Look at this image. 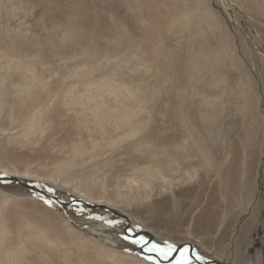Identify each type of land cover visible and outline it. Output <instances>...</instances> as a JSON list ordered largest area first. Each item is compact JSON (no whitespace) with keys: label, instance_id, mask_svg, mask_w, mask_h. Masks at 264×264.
Returning <instances> with one entry per match:
<instances>
[{"label":"rangeland","instance_id":"374dc122","mask_svg":"<svg viewBox=\"0 0 264 264\" xmlns=\"http://www.w3.org/2000/svg\"><path fill=\"white\" fill-rule=\"evenodd\" d=\"M18 1L22 24L9 22L2 8L0 23L5 31H18L44 43L47 30L55 24L64 25L75 15H86L93 26L76 53L55 56L37 51L33 60L8 66L6 59L1 58L3 51L0 52V80L5 87H11L20 74H27L26 66L51 76L52 81L66 79L69 83L75 74L85 73L86 80L90 78L98 84L111 65L118 62L110 50L116 32L129 40L144 33L140 24L144 13L129 8L127 0ZM203 1L216 27L214 32L211 30L209 36L198 40L200 45L197 40L191 42L182 37L178 44L166 37L158 45L170 43L178 52L186 53L209 42V48L224 55L223 80L218 88L198 84L195 91L182 90L185 94L180 96L185 98L183 108L191 115L190 126L201 136L204 129L196 115L203 108L198 101L202 95L220 96L216 125L220 139L211 148L210 159L197 154V143L182 120V108L179 110L175 99L168 98L164 90L155 107H142L137 119L144 120L135 122L132 136H126L130 131L121 130L118 134L124 139L111 144L110 136L90 137L85 133L90 119L75 120L68 112V99L49 103L39 130L27 138L21 137L20 118L11 104L16 89L11 87L5 103L0 102V177H13L6 175L7 170L27 171L24 180L18 179L56 197L60 203L17 182L0 181V264H152L145 257L154 253L123 239L125 235L138 238L134 236L141 233L150 240L146 231L150 232L151 241L161 246L165 242L192 246V251L199 252L207 263L264 264V16L234 0ZM124 56L130 60L132 71L138 69L137 79L146 75L142 78L147 83L154 81L155 68H145L148 52L140 48L135 57L134 52L126 50ZM97 59L108 65L90 73L93 60ZM124 78L120 82L128 86L137 81L131 80L132 74ZM160 82V89L179 84V80L172 81L166 75ZM225 89L227 93L222 96ZM101 100L110 104L106 94ZM251 106L256 114L252 123L254 137L247 142L245 116ZM10 109L15 114L9 121L6 117ZM150 131L155 135L149 136ZM145 140L166 147L167 152L145 158L133 148ZM94 143L99 146L94 148ZM73 149L81 151L80 155H73ZM212 161L215 170L210 166ZM149 166L156 168L165 180L153 181L143 190H129L127 182L139 176V169ZM59 168L62 170L57 171ZM226 169H238L233 186L222 180ZM49 188L53 191L49 192ZM251 198L253 202H249ZM96 201L105 207L87 206H95ZM107 203L113 204L116 213L126 216L129 222L112 213ZM252 211L256 219L241 238L242 226ZM204 212L212 215L207 227L198 226ZM108 220L120 223L110 227ZM126 228H131L132 233ZM107 254L114 258L105 257ZM194 258L193 264H201ZM160 264L169 263L161 260Z\"/></svg>","mask_w":264,"mask_h":264},{"label":"bare ground","instance_id":"6f19581e","mask_svg":"<svg viewBox=\"0 0 264 264\" xmlns=\"http://www.w3.org/2000/svg\"><path fill=\"white\" fill-rule=\"evenodd\" d=\"M234 1L241 5H246L247 8L254 11L256 14L264 16V2L262 0ZM19 4H21V2L18 0H0V12L2 8H5V14L9 22L12 21L22 24V20H20L22 17H19L17 13V8L21 6ZM126 5L132 10L140 9L144 13V17L140 22L144 33L140 38L136 37L135 40H129L125 34H118V31L116 32V41L111 44L110 50L115 55L118 62L116 64L113 63V65H111L112 63L110 64L112 68L110 67V71L106 73L104 79L98 84L95 81H89L90 78L86 80V74L83 73L84 71L81 72L83 74H75L69 78L71 81L67 83L66 79L52 81L51 76H44L42 73L34 71V69L30 70L29 66H26L25 69L27 74H23V76L20 74L19 79L11 85L13 89H16V98L12 100L11 104L16 108V115L20 118V136L27 138L39 130L43 119V112L49 103L56 99H68V112L72 114L75 120L80 117L90 119L87 123H90L91 126L90 124L89 126L84 124L86 126L85 133L90 137H93L95 134H98L100 137L110 136L111 144H115L120 139H124V137L118 134L121 130L130 131L131 134L126 136H132V126L136 121L140 124L144 120V118L137 119L139 114L143 111L142 107H155L158 103L157 99H159L161 91L164 90L168 98L175 99V105L179 110L182 108V120L187 125L193 139L197 143V154L210 159L209 152L211 148L217 145L220 139V131L218 132L216 129V125L219 124L217 105L220 103V96L202 95L200 97L198 95L200 100L197 101L203 108V112L199 111L196 118L199 123L202 122L204 136H201L200 133L194 131L190 126L191 115L187 109L183 108L182 105L185 103V98L183 97L182 99L180 96L181 94H185L181 92L182 90L195 91L198 84H201L203 88H209L211 86L218 88L217 86L220 85L219 81L223 80L224 70L221 69V62H223L222 59H224V55H219L214 52L213 49L209 48V42L206 46L204 45L201 47V45V48L199 47L198 49L186 53L182 51L178 52L176 47L170 43L165 44L163 42L161 47L158 45V42L162 38L164 41L166 37L169 38L170 41L178 44L180 43L178 40H180L181 37L194 42L209 36L207 33L211 30L214 32L216 27L211 16L206 12L207 8H204V1L127 0ZM87 19L88 17L86 15H75L68 18L64 25L55 24L51 30L46 31L44 43L33 40L34 38L30 39V37H27L28 35L18 31H5L6 29H2L0 23V52L3 51L4 55V57L2 56L1 58L6 59L5 61H7L6 63L8 66H13L14 63L23 65L22 61L26 59H30V61L33 60L35 58L34 53L37 51H41L46 55L55 56L69 52L76 53L78 48L88 39L91 30L90 26H93ZM116 25H119L118 19L116 20ZM200 44L201 42L199 45ZM140 48L150 54L148 59L145 60L149 66L146 64L145 68H155L153 72L154 81L149 83L142 78L146 75L140 74L142 77L139 79L136 78L135 71L138 69L132 71L129 66V63H131L130 60L126 61V57L124 56V52L130 50L134 52L135 57H137ZM95 54L94 51L91 56L95 57ZM100 60L97 59L95 61L93 60V63L91 62L93 66L90 69V73L92 70L106 63L108 65V62L105 63ZM107 70H109V68ZM129 74L133 76L131 80L137 79L133 86H128L120 82L121 80L125 81L124 77ZM163 75H166L172 81L179 80V84L160 89L161 85L158 83L162 82V80L160 82V79ZM79 86L82 87L79 88ZM11 87H5L0 80V102L5 103L7 96L12 93ZM99 90L103 91V94H100ZM224 92L227 93V89L221 92L222 96ZM105 94L110 104L102 102L101 99ZM192 97L193 96H191V98ZM14 114L15 113L10 109L6 118H9L10 121L14 117ZM255 115V108L251 106L245 116V123L248 125L245 135L247 142L252 141L254 137L252 123L255 120ZM81 123H83L82 120ZM83 133L84 132H82V134ZM154 135L155 133H153V131L149 132V136ZM97 146H99L98 143L93 144L94 148ZM133 148L136 152L148 159L167 152L166 147L162 145L154 146L149 140L141 141L135 144ZM80 153L81 151L73 149V155L79 156ZM170 159L171 155L168 156V160ZM210 166L215 170L213 161ZM60 170L62 169H57V171ZM5 173L6 175L13 176L10 178H20L24 180L23 175L28 172L7 170ZM138 173V177L127 182L129 190L133 191L136 188L143 190L149 188L153 181L165 180V178L159 175L158 170L152 166L141 168L138 170ZM234 175L237 178L238 169H235V172L226 169L223 173L222 180L228 186H233L235 180ZM252 199L253 198H251L249 202H251ZM94 203L96 204L95 206L102 204L104 206V203L100 201ZM106 205L110 206L111 209L115 208L113 204L110 205L107 203ZM161 208L163 209L164 206L162 205ZM133 219L137 218L134 217ZM210 219H212L211 214L206 212L202 213L198 220V226H209ZM248 219L249 221L242 226L241 238L243 237L245 228L251 226L253 219H256L254 217V211H252ZM146 233L150 234V232L147 231ZM106 256L108 258H114L111 254H107L105 257Z\"/></svg>","mask_w":264,"mask_h":264},{"label":"snow or ice","instance_id":"6c2138e0","mask_svg":"<svg viewBox=\"0 0 264 264\" xmlns=\"http://www.w3.org/2000/svg\"><path fill=\"white\" fill-rule=\"evenodd\" d=\"M49 192H52L53 189L49 188ZM43 199V198H41ZM46 204L51 205L52 201L45 200ZM82 210V209H81ZM96 219H102L101 217H97ZM106 223L110 227H115L119 221L108 220ZM129 233H132V229L130 228ZM138 238H133L131 235H125L123 237L124 240L129 241L133 245H138L140 248L147 253H154L155 257H159V259H155L153 256L145 257L146 260L152 262V264H160V261H169V264H193V257H195L196 261H200L201 264H207L204 260V257L196 251H192L188 246H177L175 243L165 242L163 246L160 243L151 241L147 239L143 235H138ZM174 253H178V256H173Z\"/></svg>","mask_w":264,"mask_h":264},{"label":"water","instance_id":"95a60500","mask_svg":"<svg viewBox=\"0 0 264 264\" xmlns=\"http://www.w3.org/2000/svg\"><path fill=\"white\" fill-rule=\"evenodd\" d=\"M0 181L17 182V183H19L20 185H22L23 187H25V188H27V189H29V190H32V191H35V192H38V193L44 194V195L47 196L48 198H51V199H54V200L58 201V199H57L56 197H53V196H50V195H46V194H45L43 191H41L39 188H35V187H33V186H30V185L24 183L23 181H21V180H19V179H17V178L0 177ZM58 202H59V201H58ZM76 202H82V201H76ZM59 203H60V202H59ZM87 206L90 207V208H102V207H105V206H103V205H99V206H90V205H87ZM109 209L111 210L112 213L116 214V215L119 216V217H122V218L126 219V220L129 222V220H128V218H127L126 216H124V215H120V214L116 213V211H115L114 209H111V208H109ZM127 230H128V228H126V231H127ZM144 234H145V235H148V236L150 237V240H152V236H151V234L146 233V232H144ZM138 235H141V233L138 234ZM134 237H138V236L135 235ZM186 245H188V244H186ZM182 246H185V245H182ZM190 249L193 250V247L190 246ZM177 255H178V253H174V254H173V256H177ZM153 256H155V255H153ZM156 258L159 259L158 257H156ZM193 258H194V257H193ZM194 259H195V258H194ZM167 263H169V261H167ZM211 263H217V262H209V263H207V264H211ZM217 264H219V263H217Z\"/></svg>","mask_w":264,"mask_h":264}]
</instances>
